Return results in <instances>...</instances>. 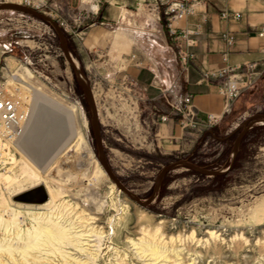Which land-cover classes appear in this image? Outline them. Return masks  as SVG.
Segmentation results:
<instances>
[{"label": "rangeland", "instance_id": "1", "mask_svg": "<svg viewBox=\"0 0 264 264\" xmlns=\"http://www.w3.org/2000/svg\"><path fill=\"white\" fill-rule=\"evenodd\" d=\"M124 10L116 21L105 19L103 9L96 16L98 43L96 48L84 54V62L79 53L94 27L82 34L83 40L76 42L64 34L92 89L108 161L124 185L146 200L152 195L161 170L174 161L187 159L209 170H226L229 167L233 144L244 121L255 114H264V72L235 100L231 111L221 121L220 127L224 132L210 129L218 138L207 131L198 136L190 148L181 146L179 150H173L161 146L155 140L156 124L147 120L144 91L134 84L128 71L131 67H140L141 63L146 65L151 62L149 59L162 54L164 22L163 19L160 22L155 20L152 7L145 0H136L129 10L136 17H145L146 27L130 24V14L125 19L126 10L125 17L122 16ZM116 31L121 32L119 38L115 37ZM8 56L20 62L16 70L23 72L21 64L31 69L33 77L28 74L26 77L35 89L69 108L77 109L74 119L78 134L53 164L47 184L53 193H61L56 198L57 203L71 200L83 208L87 198L95 200L90 206L97 217L93 224L108 232L102 252H99L100 264H108L115 259L116 251L120 255L126 254L127 264L156 263L138 258L131 243L142 234H152L156 230L162 234L164 242L182 250L180 257L183 256L184 260L175 264H264V125L256 123L249 129L232 168L226 174L206 176L186 167L176 168L165 175L154 200L143 207L125 194L120 198L111 190V180L97 173L100 164L90 127L91 111L55 31L32 16L0 10V81L6 84L11 80L6 68L5 58ZM79 136H83L91 154L88 156L89 167L86 166L82 172L75 165L81 147L85 146L79 141ZM14 153L20 159V154ZM21 165H15L12 171H19ZM219 176L224 178H215ZM100 177L96 188L92 187L90 183L100 180ZM30 185V182H25L21 186L29 189ZM90 185L91 188H87ZM16 188L1 189L3 199ZM69 191L76 198H68ZM119 198L129 200L131 205L125 210L123 206L126 203L120 201L118 212L110 211V205L118 203ZM110 212L111 223L107 219ZM22 224L24 228L31 227L27 220ZM211 231L218 232L216 238L210 235ZM192 232L194 239L190 236ZM89 239L99 240L97 236ZM66 250L77 254L73 249ZM80 258L85 260L87 256L81 255Z\"/></svg>", "mask_w": 264, "mask_h": 264}, {"label": "bare ground", "instance_id": "2", "mask_svg": "<svg viewBox=\"0 0 264 264\" xmlns=\"http://www.w3.org/2000/svg\"><path fill=\"white\" fill-rule=\"evenodd\" d=\"M122 16L125 17V10ZM120 36L121 32L116 31L115 37ZM5 60L11 77V80L5 83L6 88L27 105L29 104L27 106L29 119L24 126L23 134L14 142V150L10 149L2 153L4 160L12 165L7 167L5 172L0 173V191L18 188L6 197L7 200L3 199L0 192V264H100L99 252H102L108 232L98 229V226L93 224L96 223L97 217L93 215L90 206L95 200L85 199L83 208L71 200L57 203L56 198L61 193H53L47 184V177L53 164L59 159L60 154L69 148L70 142L78 134L74 119L77 109L69 108L35 89L26 77V74L33 77V72L28 66L21 64L23 72H20L16 70L20 64L17 59L8 56ZM78 139L83 144L87 143L83 136H79ZM87 146L88 144H85L81 147L76 159V168L81 172L88 166V158L91 155ZM14 151L20 154V159L15 157ZM19 163L22 164L19 171H12L11 168ZM97 173L108 179L101 165H98ZM99 181L101 177L100 180H93L90 184L96 188ZM25 182H30L31 188L22 187V183ZM61 187L63 188V185ZM87 188H91V185ZM111 190L120 198L124 196L112 181ZM67 193H69L68 198H76L71 191ZM120 198L118 203L113 202L110 205V211L118 212L120 201L126 203L123 206L125 210L131 205L129 200L125 198L120 200ZM107 214L108 222L111 223V212ZM26 220L31 223L30 228H24L22 223ZM89 226L91 227L88 228ZM157 231L152 234L144 233L140 238L131 241L132 246L137 250L135 253L138 258L156 262L153 264H175L184 260L183 256L180 257L182 250L179 251L175 246L164 242L162 234H158ZM217 233L211 231L210 235L216 238ZM92 236H97L98 242L95 239L90 240ZM190 236L194 239V232ZM170 239L172 240V237ZM94 241V244H90ZM170 247H173V250H170ZM67 248L77 251L78 256L66 250ZM81 255H86L87 259L82 260ZM116 255V258L108 264H127L124 259L125 253L120 255L116 251ZM56 258L58 260H55Z\"/></svg>", "mask_w": 264, "mask_h": 264}, {"label": "crops", "instance_id": "3", "mask_svg": "<svg viewBox=\"0 0 264 264\" xmlns=\"http://www.w3.org/2000/svg\"><path fill=\"white\" fill-rule=\"evenodd\" d=\"M135 2L105 0L104 18L116 21L125 9V19L130 14V24L144 27L147 21L145 17H136L129 10ZM192 6L194 14L178 23L185 30L199 31L188 36L195 44L189 47L192 57L187 66L182 65L178 56V46H185V39L177 41L163 20L162 54L149 59V63L146 61V65L141 63L140 67H131L128 71L134 84L144 91L147 120L156 124L155 140L159 145L173 150H179L181 146L192 147L198 137L184 131L174 120H158L159 116H171L174 113V103L179 95H193L200 116L204 117L208 113L221 116L220 122L212 129L223 133L221 121L228 113L225 112V101L218 93L221 79L206 78L205 74L217 75L224 68L239 66L244 79L251 75L258 81L264 72V35H260L264 27V0H195ZM223 8L239 12L242 16L222 20L219 15ZM98 34L94 27L86 38L84 48L79 53L83 62L84 54L96 48ZM223 34H233L235 43L228 45Z\"/></svg>", "mask_w": 264, "mask_h": 264}, {"label": "built area", "instance_id": "4", "mask_svg": "<svg viewBox=\"0 0 264 264\" xmlns=\"http://www.w3.org/2000/svg\"><path fill=\"white\" fill-rule=\"evenodd\" d=\"M66 1V3H65ZM160 22L166 21L167 28L177 41L185 39L186 45L178 46V56L183 66H187L192 54L189 47L195 44V41L189 39L190 34L199 31L185 30L178 26L180 21L186 20L194 14L193 2L195 0H145ZM0 3H18L30 7L38 12L45 14L58 23L64 33L73 41L83 40L85 31L95 27L96 16L100 14L105 6V0H0ZM65 3V4H63ZM222 20H231L241 18L242 14L223 8L220 10ZM104 24V22H100ZM83 26L84 28H80ZM77 28H79L77 30ZM264 35V27L260 32ZM228 45H233L236 38L233 34H223ZM205 77H214L221 79L218 86V93L225 101V112L229 113L235 100L246 90L252 87L257 81L251 75L244 79L242 69L239 66L227 67L222 69L217 75L205 74ZM29 105V104H28ZM18 96L6 88V84L0 81V173L7 170V162L2 157L6 150H14L16 142L23 134L24 126L29 119L28 106ZM221 116L208 113L202 117L199 115L194 104L193 95H179L174 103V113L171 116H159V121L174 120L176 124L186 130L189 134L201 136L210 131L217 125Z\"/></svg>", "mask_w": 264, "mask_h": 264}, {"label": "water", "instance_id": "5", "mask_svg": "<svg viewBox=\"0 0 264 264\" xmlns=\"http://www.w3.org/2000/svg\"><path fill=\"white\" fill-rule=\"evenodd\" d=\"M0 10H11V11H16V12H20V13L32 16L46 23L55 31L60 41L61 48L63 50L65 59L67 60L70 68L72 69L74 76L76 80L78 81L79 86L82 89L85 100L91 111L90 127L92 129L94 142H95L97 153H98V161L103 171L105 172V174L115 184V186L119 190H121L128 198H130L132 201L139 204L140 206L147 207L154 200L155 196L157 195L160 189V186L162 184V181L165 175L168 172L176 168L186 167L188 169H193L197 171L198 173L206 175V176H218V175L226 174L232 168L234 161L240 151L241 142L243 138L245 137V135L247 134V132L249 131V129L252 128L256 123L264 125V114H255L251 116L250 118H248L246 121H244L242 131L239 133V135L237 136L233 144L232 162L226 170L205 169L187 159H180V160L174 161L170 164H167L157 176L152 195L148 199L142 200L136 193H134L131 189H129L128 187L124 185V183L116 175V173L114 172V170L112 169L108 161L105 148H104L102 134H101L98 108L96 105L94 95L92 93V89L90 87V84L86 80L83 71L78 66L77 60L74 58L73 54L71 53L69 49L68 41L61 27L58 25L56 21H54L50 17L30 7H27L25 5L16 4V3H0Z\"/></svg>", "mask_w": 264, "mask_h": 264}, {"label": "trees", "instance_id": "6", "mask_svg": "<svg viewBox=\"0 0 264 264\" xmlns=\"http://www.w3.org/2000/svg\"><path fill=\"white\" fill-rule=\"evenodd\" d=\"M208 133H211V135H212L213 137L218 138V137L213 133V131L210 130V131H208ZM248 134H249V133H247L245 139L247 138ZM215 178L218 179V180H219V179L221 180V179H223L224 177H220V176H219V177H215Z\"/></svg>", "mask_w": 264, "mask_h": 264}]
</instances>
